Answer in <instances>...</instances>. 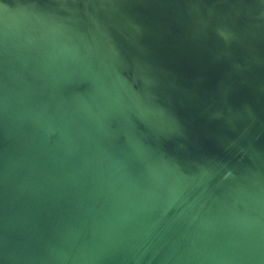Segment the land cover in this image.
Here are the masks:
<instances>
[{"label":"water","instance_id":"95a60500","mask_svg":"<svg viewBox=\"0 0 264 264\" xmlns=\"http://www.w3.org/2000/svg\"><path fill=\"white\" fill-rule=\"evenodd\" d=\"M100 1L105 8L117 11L114 20L131 17V22L124 21L130 40L149 42L146 39L153 38L155 41L146 46L160 55L185 54L188 60L196 62L198 70L206 69L195 89L211 87L209 83L220 67L216 64L208 72L205 61L198 56L216 35L210 26L208 31L212 22L207 18L211 2H222L212 6L224 8L222 15H218L219 9L213 14L217 16L213 23L216 25L219 18L217 28L222 31L219 44L226 43L230 52L241 48L248 55L261 56L260 38L240 35L243 40L237 41L228 33L237 32L241 23L239 14L233 15L231 11L237 7L234 0L231 6L230 0H183L182 5L174 0ZM31 4L44 9L55 6L53 0H34ZM188 6L192 14L197 10L200 20L194 17L180 29L172 27L166 36L161 34L159 22L150 26L144 16L155 17L158 13L157 17L165 12L164 19H174L177 16L172 17L168 8L176 15ZM69 21L70 26H63L52 20L30 31L18 15L0 11L6 41L30 37L27 47L31 52L55 62L74 64L77 55L67 50L68 45L72 41L95 39L77 28L78 18ZM175 21L178 24L179 18ZM203 25L206 30L202 31ZM135 41L134 46L138 44ZM247 62L241 77L254 87L257 101L250 102L249 108L243 106L245 101H232L241 94L235 89L236 84L230 92L208 100V108L221 106L226 115L199 121L193 116L199 115L194 106L178 97L158 104L151 89L140 88L131 71L120 68L127 89L131 92L135 91L133 86L136 88L141 101L139 117L151 124L158 142L169 151L196 162L209 152L217 153L212 162L214 173L225 169L221 160L230 156L231 150L243 147L242 158L225 175L217 197L236 200V212L230 213L227 208L211 211L207 205L197 213L191 227L183 224L188 206L201 189L173 188L187 182L186 175H176L141 150L122 114H114L117 109L110 99L114 100L115 89L105 75L97 74L103 92L92 86L76 90L77 115L64 125L56 113L44 110L36 115L34 108L9 101L0 93V264H210L212 259L227 264L224 259L229 256L247 259L250 264H264V123H258L264 113V63L258 65L257 59ZM179 70H175V78ZM48 117L60 123L47 133L43 123L48 122ZM104 119L114 120L121 139L131 142L138 153L123 154L103 143V134L92 131L89 121ZM175 123L185 124L182 137L173 133ZM62 127L68 128L70 134H64ZM255 128L259 131L254 139L251 132ZM190 177L194 178L193 173ZM199 201L194 205L201 206ZM177 240L176 246L169 248Z\"/></svg>","mask_w":264,"mask_h":264},{"label":"bare ground","instance_id":"6f19581e","mask_svg":"<svg viewBox=\"0 0 264 264\" xmlns=\"http://www.w3.org/2000/svg\"><path fill=\"white\" fill-rule=\"evenodd\" d=\"M32 1L34 0H0V11L2 14L18 15L30 31L49 24L52 20L60 25L70 26V18L76 17L79 19V23L76 25L77 28L93 35L95 40L93 42L92 39L86 38L77 42L72 41L68 45L69 48L67 50L69 52L74 51L77 55L76 58H73L75 60L74 64L61 61L55 62L52 58H48L38 52H31L30 48L27 47L30 46V37L20 38L16 42L6 41V26L0 23V93L6 98L9 97V101L18 102L22 106L31 109L34 108L36 115L44 110L56 113L58 121L63 122L64 125L68 124L69 119L77 115L76 105L78 99L76 90L79 91L81 87L92 86L103 92V84L97 74L105 75L115 89V92L112 93L115 96L114 100L110 99V103L115 105L117 109L114 114H122L123 121L127 122L126 127L128 126L134 132L141 150L152 158L159 160L161 164L176 175H186L184 180L187 182L183 185L178 187L172 184L169 185L183 191L192 189L198 191L201 189L188 206V217L185 219L183 226H193L197 213L207 205L211 211L215 208H227L230 213H235V209L237 210L239 207L237 202L235 203L236 200L224 196L217 200V197L221 191V183H223L225 175L242 158L241 154L243 152L241 149L243 147H236L231 150L230 156L223 159L225 161L221 160V165H226L225 169L214 173L212 172L215 169V163L212 162L218 157L217 153L209 152V155L201 157L196 162L169 151V148L167 149L158 142L157 134L151 124L139 117L137 110L141 105V101L137 97L136 88L133 86L136 92L132 90V93L127 89L120 76V73L123 76L125 74L120 68L124 67L130 70L140 88L151 89L152 98L158 104H163L168 98L178 97L187 102L186 104H189V106H194L199 112V115H193L197 121L206 120L208 117L220 118L225 116L226 110L221 106L213 105V108H208V100L217 98L222 92H230L236 84L237 87L235 89H238L240 91L239 94H241L235 96V98L233 97L232 101L234 99L240 102L245 101L242 103L243 106L249 108L250 102L257 101L256 90L253 86L247 84V80H242L241 74H245V69L249 64L247 62L248 59L251 61L257 59L258 65H263L264 63V0H234L237 7L232 8L231 11H233V15L239 14L241 23H239V18L237 17L236 23L238 21L240 24L239 30L237 32L228 31V33H232L233 37L237 38V41L243 40L240 35H251L260 38L263 49L261 50V56L257 55V57L246 54L247 52L241 48L235 49V52H230L223 38L222 42L224 45L219 44L221 41L219 35L221 36L222 31L217 28L219 18L216 20V25L213 23L217 18L213 14L216 11L215 9H219L218 15H222L224 8L220 9V5L212 6L215 2H222H211V11H206L210 14V17H208L206 13L207 18L212 21L209 22L208 31L210 26L216 35L211 37L212 41L208 43L207 50L205 49L198 56L199 59L205 61L208 72L216 64L220 67L219 72L215 77L213 76L212 82L209 83L211 87L202 88L198 86L200 90L198 88L195 89L196 86L194 85L205 77L203 75L206 69L203 72L198 70L195 67L196 62L191 59L188 60V56L185 54H180L179 56L160 55L152 48L147 47L149 43L155 41L153 38H147L146 40L149 42L130 40L126 35L127 29L124 23L131 22V17L128 16V19L125 17V22L114 20V16H117V11L112 8H105L100 0H53L55 6L46 9L31 4ZM144 1L149 2V0ZM182 1L174 0L177 5H182L184 3ZM231 2L230 0V6ZM114 6L117 7L118 5ZM167 10L172 17L177 16L175 18H179L178 24L175 18L166 17L164 19L165 12L157 17L158 13H155V17L144 15L150 26L157 22L161 24L159 30H161L163 36L170 34L171 31L169 29L172 27H174L173 30H176L181 26H185L194 17L200 20L197 10L193 14L192 12L190 13L189 6L186 10L180 9L176 15L169 8ZM208 19L205 21L207 22ZM199 25H201V22ZM232 27L229 29L232 30ZM203 30H206L204 25ZM120 39L123 41L122 43ZM134 41L138 43L136 44L137 46H134ZM124 45L130 49L128 47L124 48ZM186 63L189 65H186ZM181 69L184 70L181 71ZM256 69H259V67ZM175 70H179L176 78ZM80 75L82 79H78ZM129 82L131 84L130 80ZM204 91L207 92L204 93ZM206 96L208 97L206 98ZM261 114L258 123H264V119L261 118L264 113ZM48 118V122L43 123L44 130L47 133L52 132L54 127L60 123L53 122L50 120L52 118ZM89 122H91L92 131L103 134L101 135L103 143L114 146L123 154L138 153V151L132 149L131 142L121 139L120 134L116 132V122L114 120L104 119L95 123L93 121ZM97 123L100 124L96 125ZM184 125L173 124V133L182 137ZM255 129L253 130L254 132H251L254 139L259 131L257 128ZM63 130H65L64 134H70L68 133V128H63ZM194 137L195 139L198 138L197 135H194ZM213 156L214 159L212 158ZM228 159L231 160L228 161ZM191 173L194 175L193 179L190 177ZM199 200L202 203L201 206L197 207L194 204ZM212 219L213 217H210V220ZM177 242L178 240L173 241L169 248L171 246V248L175 247ZM216 260L212 259L210 264H219ZM224 260H226L227 264H250L247 259H236L233 256H229Z\"/></svg>","mask_w":264,"mask_h":264}]
</instances>
